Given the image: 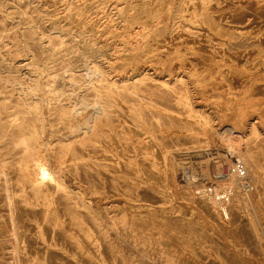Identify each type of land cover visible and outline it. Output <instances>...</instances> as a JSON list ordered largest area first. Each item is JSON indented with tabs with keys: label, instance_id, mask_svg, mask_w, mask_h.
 Masks as SVG:
<instances>
[{
	"label": "rangeland",
	"instance_id": "374dc122",
	"mask_svg": "<svg viewBox=\"0 0 264 264\" xmlns=\"http://www.w3.org/2000/svg\"><path fill=\"white\" fill-rule=\"evenodd\" d=\"M263 44L264 0H0V264H11L21 240L30 251L40 250L45 241L50 246L47 264L81 258L82 252L74 249L75 240L70 238L72 234L80 239L86 232L87 221L78 214L80 209L67 207L59 212L60 222L46 216L35 226L31 222L35 208L30 216L20 217L21 204L13 195L20 186H27L23 174L16 173L21 158L17 143L23 139L19 130L27 116L20 93L25 85L38 81L44 88L62 89L55 105H61L69 119L67 123L54 114L47 117V124L52 125L48 130L54 135L46 134L44 139H52V145L72 144V139L87 136H114L158 139L167 151L183 152L196 145L190 139L211 140L215 146L219 138L240 139L248 162L255 160L256 196L264 216ZM49 80L53 82L47 84ZM32 100L37 103V96ZM78 103L93 107L82 108ZM84 116L90 117L89 125L80 129ZM75 162L66 161L65 179L95 206L102 181L108 186L109 176L103 177L96 164ZM27 169L30 173L32 167ZM122 176L123 190L131 189L135 196L142 176L137 179L135 172L130 174L132 180ZM251 212L250 220L234 216L233 228L225 231L169 217L165 225L187 232L200 249L210 251L208 264H264V228ZM100 244L105 245L103 240ZM199 247L195 254L182 256L183 261L188 258L186 264L204 258V254L192 256ZM113 255L107 249L101 256L105 264H133L130 259L135 264H172L155 252L148 253V260L137 252L125 251L122 259Z\"/></svg>",
	"mask_w": 264,
	"mask_h": 264
},
{
	"label": "bare ground",
	"instance_id": "6f19581e",
	"mask_svg": "<svg viewBox=\"0 0 264 264\" xmlns=\"http://www.w3.org/2000/svg\"><path fill=\"white\" fill-rule=\"evenodd\" d=\"M22 82H20L21 86ZM50 82L53 81L49 80L47 84H50ZM41 85L43 83L38 81L33 86L25 85L24 88H20L27 116L24 114V126H21L20 130L17 128L23 139H19L17 143L21 147V158L18 166H16V173L23 174L25 178L23 182L27 186L23 188L20 186L19 189L14 191L13 195L19 200L16 203L21 204L22 209L18 211L20 217L30 216L32 214L31 209L35 208L32 210L35 214L31 220L33 225L36 224L35 226L42 222L46 216H51L54 219L53 222H60L61 214L59 212L68 210L69 207L80 209L78 214L83 216V222L87 221L86 232L80 239H75L72 234H70V238L75 240L74 249L82 252L81 258L80 261L76 259V256L73 257V261L66 259L69 262H67L68 264H105V258L101 255L107 249L114 252L115 255H120L121 259L125 257V251L140 253L141 258L145 260L149 258L148 253L155 252L161 257L165 256L170 259L172 264H186L188 258L183 261L182 256L184 254H195L200 244L193 237L188 236L187 232L181 229L178 230L176 227L166 226L165 219L168 217L198 224L203 229L217 228L219 231H225L233 228L231 221L236 215L250 220L252 210L259 217L264 228V216H262V209L258 207L255 187L259 180V173L255 167V160L252 159L250 163L248 162L246 151L241 147L240 139L219 138L218 146H215L211 140L190 139V143L197 142L196 145L187 147L183 152L181 150L167 151L164 149L163 142H158V139H117L114 136L111 139H101L99 137L91 139L87 136L84 139H72V144L52 145V139H46V137L44 139V135L53 134V130H48L52 125L47 124V117L54 114L55 118L64 119L67 123L69 119L65 116L66 110L61 105L59 107V104L55 105L56 100L54 99L61 94L63 95L62 89L60 87V89H57L52 85L44 88V85ZM33 95L37 96V103L32 100ZM78 104L86 109L93 107L84 106L83 103ZM17 112L22 113V111ZM90 112L92 113V111ZM89 118L84 116L79 121L80 129L86 127L87 124L89 125ZM75 120L78 121V118H75ZM115 132L117 131L115 130ZM26 134H29V136H26ZM76 135L78 134L76 133ZM135 157H139L141 162L138 163L139 159L136 160ZM67 160H73L74 162L84 160V163L82 162L84 166L96 164L103 177L105 174L106 177L109 176L108 186L105 181H102V189L96 195L95 202L97 204L95 206L94 204L91 205L86 197L81 196L78 191L70 186V182L69 184L66 181L64 175ZM73 165L77 166L78 163L75 162ZM29 166L32 167L31 174L28 169L26 170ZM74 169L77 171L76 167ZM131 172L136 173L137 179L138 175L142 176L138 179L139 184H137L135 196H133L131 189L125 192L120 182V178L123 177L122 174L132 180ZM145 190L149 191L150 194ZM196 199H204L209 204L203 203L201 205ZM69 203H72V205H68ZM210 208L212 211L209 210ZM5 209L8 210V208ZM4 214L6 215V213ZM114 238L117 240H114ZM101 240L105 245L101 246ZM23 241L21 240L22 244L17 246L12 254L11 264L48 263L50 246L48 248L45 241L41 242L40 250L37 248L31 251L26 241ZM5 248H7V245ZM19 250L21 254L18 253ZM198 254H204V258H200V262L192 260V264H208L210 262H208V259L206 260V257L210 255V251L199 247V252L192 256L199 257ZM115 255L113 256L115 257ZM19 256L24 258L19 260ZM124 259L129 261L128 258ZM1 262L3 263V261ZM130 262L135 264L136 260L130 259Z\"/></svg>",
	"mask_w": 264,
	"mask_h": 264
}]
</instances>
